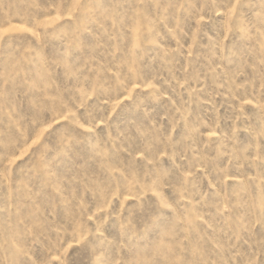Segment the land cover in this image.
Instances as JSON below:
<instances>
[{
    "label": "rangeland",
    "instance_id": "1",
    "mask_svg": "<svg viewBox=\"0 0 264 264\" xmlns=\"http://www.w3.org/2000/svg\"><path fill=\"white\" fill-rule=\"evenodd\" d=\"M0 264H264V0H0Z\"/></svg>",
    "mask_w": 264,
    "mask_h": 264
},
{
    "label": "snow or ice",
    "instance_id": "2",
    "mask_svg": "<svg viewBox=\"0 0 264 264\" xmlns=\"http://www.w3.org/2000/svg\"><path fill=\"white\" fill-rule=\"evenodd\" d=\"M247 103H250V101H247ZM55 259H59V257H56Z\"/></svg>",
    "mask_w": 264,
    "mask_h": 264
}]
</instances>
